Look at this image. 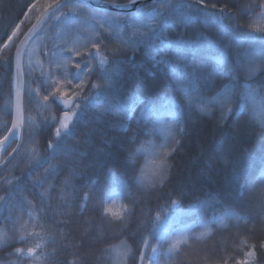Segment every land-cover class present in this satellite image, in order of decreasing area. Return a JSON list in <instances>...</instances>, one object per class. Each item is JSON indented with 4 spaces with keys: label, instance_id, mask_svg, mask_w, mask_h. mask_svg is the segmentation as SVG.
I'll return each mask as SVG.
<instances>
[{
    "label": "trees",
    "instance_id": "1",
    "mask_svg": "<svg viewBox=\"0 0 264 264\" xmlns=\"http://www.w3.org/2000/svg\"><path fill=\"white\" fill-rule=\"evenodd\" d=\"M34 1L7 0L9 7L0 12V49L5 33ZM79 5L68 4L49 18L22 59L21 135L0 163V197L5 190L12 194L7 203L0 199V264H139L140 253L152 257L153 249L156 259L146 264H238L249 250L255 253L253 264H264L258 247L264 240V166L259 163L264 33L253 27L264 25V0H204L200 6L196 0H169L128 14L89 7L82 14ZM65 13L79 17L75 29L66 28ZM115 18L122 21L118 36L109 27ZM150 29L155 35L146 43ZM178 33L190 46L177 45ZM103 37H109L108 48H93ZM15 48L0 54V140L13 119ZM113 51L120 54L112 57ZM85 59L96 71L72 81L76 64L83 68ZM189 73L204 87L192 83ZM133 74L142 84L131 119L126 106L112 105L105 112L110 90L130 82ZM89 80L98 87H90ZM65 100L81 108L65 106ZM65 112L72 117L67 130ZM184 117L189 135L182 139L177 122ZM237 121L246 129L242 148L256 161L248 168L245 191L229 183L233 169L226 161L233 155L218 158ZM138 130L142 134L127 151L129 145L121 142ZM55 143L62 150L53 155L49 145ZM117 158L135 168L139 191L130 190L116 167L103 190L96 189L85 203L74 189L94 182L99 165L111 168ZM242 164L247 167V160ZM165 168L168 176L175 171L173 185L193 184L197 192L173 195L176 204H171L166 193L172 187L160 179ZM112 191H118L124 207L118 218L105 212ZM132 200L136 211L130 217ZM17 249L23 253L19 258L10 255Z\"/></svg>",
    "mask_w": 264,
    "mask_h": 264
},
{
    "label": "snow or ice",
    "instance_id": "2",
    "mask_svg": "<svg viewBox=\"0 0 264 264\" xmlns=\"http://www.w3.org/2000/svg\"><path fill=\"white\" fill-rule=\"evenodd\" d=\"M137 0H132L133 6L136 5ZM197 5H201L204 3V0H196ZM119 6V5H117ZM205 6H209V5H205ZM9 7L7 0H0V12H3L5 10H7V8ZM28 7V10L31 11L32 8L35 7V5H30V6H26ZM49 7H53L52 5H49ZM61 7H67V5H61L59 4V2H57L55 4V9L56 11H59L61 9ZM210 7L215 8V4H211ZM257 7H259V5H257ZM80 11L83 14L84 12L87 11V5L81 4L79 5ZM65 16V18H70V19H65V23H66V28L68 30H73L75 29L77 23L79 22V17H72L70 14H63ZM24 21L21 19L19 20L18 23L15 24V26L12 28L11 30V34L8 35L7 32L5 33L7 36V42L4 43L3 47L4 49H8L10 43L13 40V37H17L19 31H20V26L21 24H23ZM122 21H120L118 18H115L113 20V23L110 24V29H111V33L114 35H119L120 31H123V29L120 28ZM167 23V22H165ZM125 26L127 27L128 25L125 24ZM164 25L160 24V27L163 28ZM150 33H152V35H147L145 37V42L146 43H151L153 36L155 35V30L154 29H150L149 30ZM133 35H135V33H133ZM156 39H159V37L157 36ZM166 39V38H165ZM106 40H109V37H103L100 40H97L95 43L92 44L93 48L99 49L101 47V45H103V47L105 49L108 48V45L105 43ZM177 45L182 49L186 44L190 46V43L185 41L183 39V34L182 33H178L177 34ZM120 53L118 51H113L111 53H109L110 56L115 57L117 55H119ZM95 58V54H93L92 59ZM111 63V60L108 61H101V64L104 63ZM76 69L78 71H76V75L75 77H73V73H72V81H80L81 80V76L84 77H91L94 72L96 71L95 69H90L89 68V62L87 59L84 60L83 63V68H81V64L77 63L76 64ZM84 69H88V71H84ZM210 75V74H209ZM188 78L189 80L194 83L195 85H197L200 88H203L204 85L200 82V78L198 76L195 75V73H189L188 74ZM71 83V81H70ZM82 81L80 83L76 84V88L77 89H82ZM142 82L140 80H138L135 76V74H133L132 79L130 82H125L124 84L116 87L114 90H110V95H111V100L107 101V107H105L104 111L107 112L111 109L112 105H121V106H126V108H124V114L128 116L129 119H131V113L133 111H135V105L137 102V90L141 87ZM89 86L90 87H98L97 85H93L91 84V81L89 80ZM141 95H146L147 93L141 92ZM74 96L76 98V100H80L81 96L79 93H74ZM47 98V97H46ZM84 99H90V97H84ZM65 106H69L70 104H75L74 100H65L64 101ZM75 106L77 108H81L80 104H75ZM65 117L67 118L68 113L65 112L64 113ZM99 118V117H98ZM187 117H184L183 120L178 121L177 122V127L179 130V133L182 136V139L184 137H186L187 135H189V130L187 128ZM181 124H183V127H181ZM216 126L217 128L220 127L219 121L216 122ZM62 127L67 130L68 129V124L64 123L62 124ZM129 131H131L129 129ZM246 129L243 128L240 124L239 121L235 122L231 128L229 129V131L226 133L227 139L225 140L224 146H223V150L219 152L218 158L219 159H223L225 156L231 154L233 155V159L231 161H226L227 164H229L233 171L229 176V183L235 185L238 189H240L241 191H245L247 190V173H248V168L252 167L256 161L253 157L251 156H246V150L242 148V142H243V137L245 135ZM139 134H142V131L138 130V134L134 135L133 137L128 138L126 141H122L121 143L124 144H128L129 147L128 149H126L127 151H131V146L134 145V143L139 139ZM55 135L57 137L61 136V130L59 128L56 129ZM7 139V137L5 138ZM178 144H181V141H177ZM181 146H183L181 144ZM50 148L53 149L52 154L55 155L57 150H62V146L60 143H55V144H50L49 145ZM174 151H178V149L174 150ZM174 159V157H173ZM246 159L247 160V167H245L242 164V160ZM72 162L70 161V164ZM259 163L261 166H264V130H262L260 132V160ZM116 167H119L120 169H122V174L128 179V183H129V187L130 190L134 191V192H138L139 190L136 188V177H135V168L133 166H131L128 161L125 160H119L118 158L116 160L113 161V167L109 168L106 166V164H100L99 167L97 168L98 171V175L96 177V180L94 182H90V183H86L83 185H80L78 188H75L74 190L76 191L78 196L83 197L85 203H87L89 200L92 199L93 197V192L96 189H100L101 191L103 190V187L108 184L109 179L112 177L114 169ZM173 169H175V166H172ZM167 173V168L162 169L161 171V175H160V179L163 182L165 179H167V185L166 186H170L172 187V191L167 192V199L168 201L175 205L176 201L172 199L173 195H177V196H181V197H187L189 195H193L197 192V188L195 185L193 184H189L186 182H179L176 185H173V178L175 175V171H173V174L171 176L166 175ZM73 175V173H70V177ZM81 176H83V172L80 173ZM91 178H89L90 180ZM6 191V196L4 197H0V199H3L5 201V203L8 202V200L11 198V192L8 190ZM155 191V190H154ZM200 191H202V189H200ZM153 193H149V195H153ZM132 207L129 210V216H134L135 215V211H136V202L135 200L130 201ZM262 206H264V204H262ZM240 207L243 209L244 208V200L242 199L240 202ZM98 211V209H97ZM115 215V214H113ZM158 214V218H159ZM121 223H123V221H120ZM137 223H139V221H136ZM259 249L264 250V240H261L258 244ZM32 250L29 249V252H31ZM153 252H155V249H153ZM255 253L254 252H249L248 255L249 256H253ZM10 255H16L18 258L20 256L23 255L22 250L17 249L14 253H11ZM152 257L147 256L145 253L141 252L139 255V264H145L146 261L151 262L152 261ZM134 264H136V262L134 261ZM239 264H247L246 261H241L239 262Z\"/></svg>",
    "mask_w": 264,
    "mask_h": 264
},
{
    "label": "water",
    "instance_id": "3",
    "mask_svg": "<svg viewBox=\"0 0 264 264\" xmlns=\"http://www.w3.org/2000/svg\"><path fill=\"white\" fill-rule=\"evenodd\" d=\"M165 0H137L136 5L133 6V3L125 4V5H114L108 4L101 0H59V4L67 5L71 2H78L80 4L87 5L89 7L97 8L104 11L116 12V13H130L134 12L140 8H143L148 5L156 4ZM55 2L52 6L48 7L44 10L41 15L38 17L37 21L34 23L29 32L22 38L19 42L14 58L15 71L17 76V88L14 95V106H13V123L10 132L7 134V139H3L0 141V160L12 144L22 119V92H23V78H22V70H21V58L24 51L27 47L33 42L38 32L45 24V22L55 13L57 12L55 9ZM62 8V7H61Z\"/></svg>",
    "mask_w": 264,
    "mask_h": 264
},
{
    "label": "rangeland",
    "instance_id": "4",
    "mask_svg": "<svg viewBox=\"0 0 264 264\" xmlns=\"http://www.w3.org/2000/svg\"><path fill=\"white\" fill-rule=\"evenodd\" d=\"M34 5H35V7L32 8L31 11H29L25 15V17L23 18L24 23L21 24L20 31H19L17 37H13V40L10 43L9 47L14 46L19 42V40L23 36V31H24L25 27L27 25H30L31 23H33L36 20V18L40 15V13L43 11V9H45L49 5V3L47 2V0H40V1H37ZM253 27L257 32L264 33V25H261L260 23H255L253 25ZM69 117H70V114L67 116V118L65 117L63 124L66 123V121L69 119ZM158 169H159L158 167H156L154 169H149V173L150 174L156 173L158 171ZM105 212L107 215L114 217V218H118L123 214L124 207L120 201V195H119L118 191H112L107 195V197L105 199ZM113 214H115V215H113ZM216 220H217L216 222H218L219 224H223L225 221V218H218ZM169 225L170 224H167L165 222V223H163L162 226H164L167 229L169 227ZM250 251L253 252L252 250H249L244 255V257L241 261H246L247 264H253L254 263V259H255L254 255L253 256L248 255V253ZM156 256H157V254H156V252H154L153 256H152L153 262L155 261ZM241 261H239V262H241ZM239 262H238V264H239ZM145 264H146V262H145Z\"/></svg>",
    "mask_w": 264,
    "mask_h": 264
},
{
    "label": "bare ground",
    "instance_id": "5",
    "mask_svg": "<svg viewBox=\"0 0 264 264\" xmlns=\"http://www.w3.org/2000/svg\"><path fill=\"white\" fill-rule=\"evenodd\" d=\"M37 1H40V0H35L33 3H31L30 5H33V4H35ZM59 1V0H58ZM29 5V6H30ZM29 12V10H28V8H27V10L25 11V13H28ZM23 94V93H22ZM70 122H72V117H69V119L66 121V123L67 124H69ZM10 130H11V127H10V129L8 130V132H7V134L10 132ZM20 135H21V124L19 125V128H18V132H17V134H16V136H15V138H14V140H13V145L14 144H16L15 142L18 140V138H20Z\"/></svg>",
    "mask_w": 264,
    "mask_h": 264
}]
</instances>
